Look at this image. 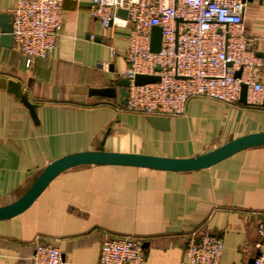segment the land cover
Masks as SVG:
<instances>
[{
	"label": "crops",
	"instance_id": "obj_1",
	"mask_svg": "<svg viewBox=\"0 0 264 264\" xmlns=\"http://www.w3.org/2000/svg\"><path fill=\"white\" fill-rule=\"evenodd\" d=\"M90 1L63 0L55 51L37 60L32 73L14 43L4 47L0 25V78L20 85L38 120L0 90V207L18 200L50 163L96 151L103 139L106 152L182 159L264 132L263 99L226 105L194 98L180 116L124 111L116 82L127 66L128 29L103 28L90 15ZM14 3L0 0V17L10 16ZM242 28L261 57L264 0L246 2ZM253 76L264 82V68ZM102 88H114L115 97L89 95ZM147 117L168 118L166 129ZM258 213H264V146L192 172L81 165L58 174L24 212L0 221V264H33L37 245L58 248L63 264H98L101 244L119 237L142 240V264H180L194 233L222 240L220 264H250Z\"/></svg>",
	"mask_w": 264,
	"mask_h": 264
},
{
	"label": "built area",
	"instance_id": "obj_2",
	"mask_svg": "<svg viewBox=\"0 0 264 264\" xmlns=\"http://www.w3.org/2000/svg\"><path fill=\"white\" fill-rule=\"evenodd\" d=\"M62 4L63 0H15L10 9L12 40L28 72L34 71L37 60L54 53L63 25ZM245 5V0H91L90 15L103 28L128 29L123 110L180 116L194 98L235 104L242 85L247 86V104H260L264 82L253 73L264 68V53L256 58L254 40L243 31ZM119 10L126 11V18L118 15ZM155 27L161 30L157 53L150 50ZM138 75L155 76L158 81L138 86ZM255 233L252 264H264V213H258ZM222 253L219 237L194 233L180 264H220ZM144 257L142 240L111 238L101 244L98 264H142ZM32 263L63 264V258L58 248L37 245Z\"/></svg>",
	"mask_w": 264,
	"mask_h": 264
},
{
	"label": "water",
	"instance_id": "obj_3",
	"mask_svg": "<svg viewBox=\"0 0 264 264\" xmlns=\"http://www.w3.org/2000/svg\"><path fill=\"white\" fill-rule=\"evenodd\" d=\"M251 0H245L250 2ZM118 15L126 18V11L119 10ZM1 41L4 47L10 48L13 40L11 36L10 16H1ZM161 30L158 27L152 29L151 34V52L157 53L160 47ZM240 71L235 73V77H239ZM158 81L155 76H136L135 84L140 86ZM120 87V104L125 106L128 81L121 79L116 82ZM0 90H5L6 93L16 98L19 103L28 111L29 116L34 124H38L36 105L32 104L28 96L21 90L20 85L12 80L0 78ZM90 96L99 97H115L114 88L90 89ZM247 86H241V92L238 99L239 104L246 105ZM261 105L264 107V98ZM149 124L153 127H159L165 130L168 123V118L164 117H147ZM104 139L100 144V148L96 151L80 152L64 156L50 163L34 180L26 192L15 202L0 207V221L11 219L24 212L37 197L43 192L47 185L61 172L76 166L81 165H110V166H129L137 168H146L159 171L170 172H192L211 167L236 153L241 151L264 146V132L248 134L223 144L222 146L207 152L205 154L191 158H165L157 156H148L132 153H115L102 150ZM253 263V258L250 264Z\"/></svg>",
	"mask_w": 264,
	"mask_h": 264
}]
</instances>
